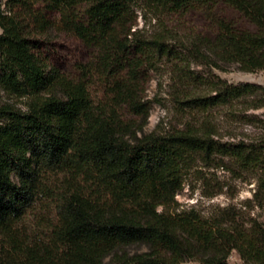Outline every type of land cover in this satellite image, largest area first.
<instances>
[{"label": "trees", "instance_id": "1", "mask_svg": "<svg viewBox=\"0 0 264 264\" xmlns=\"http://www.w3.org/2000/svg\"><path fill=\"white\" fill-rule=\"evenodd\" d=\"M37 4L59 14L62 30L94 50V62L81 67V77L49 68L35 51L31 22L43 30L53 26L33 9ZM220 5L236 10L249 27L216 17L214 36L196 34L187 50L215 68L264 70V0H0V92L22 102L19 107L0 97V233L24 258L22 264H104L109 257L111 264H232L233 251L243 264H264L262 225L207 219L194 209L180 211L177 201L198 157L228 158L237 172L254 173L263 192L264 135L228 144L190 125L137 144L109 126H98L87 138L78 135L91 102L86 80L92 75L107 78L115 104L131 116L149 110V71L172 46L163 33L145 37L136 29L139 10L201 9L211 15ZM216 93L183 104L193 112L224 105L264 108V87L258 84L226 85ZM88 171L109 198H96L82 184L58 192L49 186L51 177ZM40 200L51 201L59 222L50 246L31 247L18 225ZM140 247L146 251L138 252Z\"/></svg>", "mask_w": 264, "mask_h": 264}, {"label": "rangeland", "instance_id": "2", "mask_svg": "<svg viewBox=\"0 0 264 264\" xmlns=\"http://www.w3.org/2000/svg\"><path fill=\"white\" fill-rule=\"evenodd\" d=\"M33 9L53 25L43 30L36 21L31 22L34 30L31 39L37 54L46 60L49 68L57 67L74 79L81 77V67L94 62V50L75 34L62 30L59 14L49 12L41 4L35 5ZM139 12L136 29L145 37L163 33L172 46V53L167 54L163 60H157L149 71L144 91V102L149 110L145 115L131 116L115 104L107 78L99 74L92 75L86 80L91 102L81 119L79 137H89L98 126H109L123 133L130 143L137 144L157 133L178 131L187 125L213 132L214 139L221 143H251L263 137L264 108L246 111L240 106L224 105L208 112H193L183 104L191 97H215L216 90L226 88V85L258 84L264 87V70L247 73L233 65L215 68L187 50L191 49L190 43L196 34L214 36L217 18L234 21L248 28L241 15L224 5L218 6L211 15L201 9L177 14L161 13L157 10ZM168 33H172L173 39L169 38ZM0 97L22 107L21 101L12 100L2 92ZM90 174L92 171L59 174L51 177L49 186L58 192L66 191L74 184H82L96 198L101 195L105 199L109 198L107 191L95 187L90 180ZM256 194L259 195L258 199L255 198ZM177 201L180 211L194 209L207 219L226 216L236 219L238 224L244 223L246 228L254 224L264 227V191L258 192L256 175L247 171L237 172L228 158L216 156L205 162L198 157L186 177ZM58 222L59 218L51 201L40 200L19 223L18 235L25 245L48 247ZM137 251L146 249L140 247ZM56 256V253L52 256L55 261ZM9 258L12 260L9 261ZM21 259L24 258H19L8 238L0 233V264H22ZM229 261L232 264H243L240 255L235 251ZM104 264H111V258H107ZM181 264L202 262L190 260Z\"/></svg>", "mask_w": 264, "mask_h": 264}]
</instances>
